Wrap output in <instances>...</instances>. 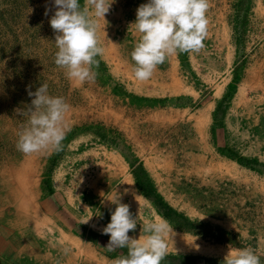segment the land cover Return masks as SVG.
<instances>
[{"label":"rangeland","instance_id":"obj_1","mask_svg":"<svg viewBox=\"0 0 264 264\" xmlns=\"http://www.w3.org/2000/svg\"><path fill=\"white\" fill-rule=\"evenodd\" d=\"M146 2L114 0L106 24L97 20L103 51L80 83L54 63L58 6L0 0V264H111L95 243H108L114 188L137 219L130 236L159 207L189 228L172 226L191 248L250 246L264 264V0H208L203 47L167 56L141 81L130 24ZM41 83L68 105L66 134L59 150L26 155L16 141L27 116L15 110ZM169 254L203 257L168 240Z\"/></svg>","mask_w":264,"mask_h":264},{"label":"clouds","instance_id":"obj_2","mask_svg":"<svg viewBox=\"0 0 264 264\" xmlns=\"http://www.w3.org/2000/svg\"><path fill=\"white\" fill-rule=\"evenodd\" d=\"M52 2L58 6L49 19L56 33L55 65L71 80L83 83L94 79L95 58L103 51L97 39V20L106 24L104 16L114 0H88V9L81 7L80 0ZM207 8L208 0H147L139 5L130 24L139 34L130 52L134 77L141 81L149 79L167 56L198 52L207 32ZM28 95L32 97L30 104L15 110L27 116L18 132L17 150L26 155L59 150L66 134L64 117L68 105L62 97L50 95L46 83ZM106 200L115 208L110 213V221L101 229L109 237L104 247L109 251L126 249L111 264H160L174 233L172 225L163 217L146 219L139 237L134 238L128 233L136 228L137 219L133 218L129 205L120 202V193L115 188ZM222 264H261V261L250 246L228 247Z\"/></svg>","mask_w":264,"mask_h":264},{"label":"crops","instance_id":"obj_3","mask_svg":"<svg viewBox=\"0 0 264 264\" xmlns=\"http://www.w3.org/2000/svg\"><path fill=\"white\" fill-rule=\"evenodd\" d=\"M102 228L104 227L103 225H101ZM68 238L70 239V241L72 243H75L77 245H82V238L80 234H77L75 232V234L73 232L70 233V235H68ZM89 243V242H88ZM107 244V242L102 239L101 237L98 238L97 242L95 243V245L97 247H99V249L104 251L105 255H113L114 257H118L121 253L120 250H115V251H109L108 249H106L104 246ZM176 256H180V255H176ZM184 256H195V255H184ZM203 257L197 258V260L195 261V264H222V260L224 255H214V256H205V255H200Z\"/></svg>","mask_w":264,"mask_h":264},{"label":"bare ground","instance_id":"obj_4","mask_svg":"<svg viewBox=\"0 0 264 264\" xmlns=\"http://www.w3.org/2000/svg\"><path fill=\"white\" fill-rule=\"evenodd\" d=\"M245 89L243 86H241L239 88V95L242 96V94L245 92ZM127 185V184H126ZM131 185V184H130ZM141 199L138 198L137 201H140ZM160 216H158L157 214H155V218H158ZM171 242V244H173L174 246V250L175 251H195L198 252L200 254L203 255H207V256H214L217 255L220 251V249L212 247V246H195L193 248H191L189 241L187 240V238L183 237V236H179V235H173L171 237V240H169Z\"/></svg>","mask_w":264,"mask_h":264},{"label":"trees","instance_id":"obj_5","mask_svg":"<svg viewBox=\"0 0 264 264\" xmlns=\"http://www.w3.org/2000/svg\"><path fill=\"white\" fill-rule=\"evenodd\" d=\"M158 205V203H156ZM161 204V203H159ZM156 205V206H157ZM167 206V205H165ZM168 207V206H167ZM158 208V213L161 217H163L164 219H166L170 224H172V226L179 228L181 230H188L189 228L186 227H180L179 224L174 223L172 220L169 219V214H167V212L165 213L164 211H160L159 207ZM169 210H171V212H173V214L175 213V211H172V209L170 207H168ZM177 216H180L179 214L176 213ZM197 260L196 257H191V256H176V255H165V257L161 260L160 264H195V261Z\"/></svg>","mask_w":264,"mask_h":264}]
</instances>
